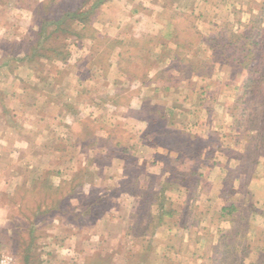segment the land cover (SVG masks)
<instances>
[{
	"label": "rangeland",
	"instance_id": "obj_1",
	"mask_svg": "<svg viewBox=\"0 0 264 264\" xmlns=\"http://www.w3.org/2000/svg\"><path fill=\"white\" fill-rule=\"evenodd\" d=\"M100 1L0 0V65L17 64L18 85H11L16 94L22 82L30 83L35 97L40 82L47 96V105L34 111L36 118L47 116L45 136L37 135L41 123L32 118L28 152L12 154L0 143V207L9 215L0 229V259L11 264H103L117 258L128 264L153 256L151 246L165 239L171 212L182 208L185 197L195 201L212 189V196L235 191L225 181L241 176L243 154L252 180L262 171L264 150L256 141L259 126L264 134V0H254L253 10L232 0L246 10L224 11L222 26L220 4L213 3L218 11L208 18L209 0ZM98 2L96 14L88 15ZM74 16L82 19L71 24L79 36L65 38L59 23ZM169 18L182 25L184 37L191 36L190 46L179 49L161 36ZM230 29L238 36L235 43L214 41L216 33L224 37ZM40 32L52 35L51 44H64L66 58L33 59L27 63L38 74L28 76L19 62L27 48L37 49L32 42ZM259 32L257 47L252 41ZM251 65L256 82L239 99ZM162 69L165 75L158 74ZM10 76L0 72V104L11 100L4 90ZM237 104L246 111L243 130ZM15 109L20 118L21 105ZM15 125L21 134L22 123ZM232 156L242 164L227 167ZM206 177L222 182L212 188ZM246 192L241 186L240 198L234 196L233 219L243 234H223L222 243L243 241L245 230L255 228L247 223L248 211L262 215ZM194 201L185 204L190 219L219 209ZM232 252L238 264L264 259L259 251Z\"/></svg>",
	"mask_w": 264,
	"mask_h": 264
},
{
	"label": "crops",
	"instance_id": "obj_2",
	"mask_svg": "<svg viewBox=\"0 0 264 264\" xmlns=\"http://www.w3.org/2000/svg\"><path fill=\"white\" fill-rule=\"evenodd\" d=\"M208 1V0H207ZM211 2V5H208L209 13L208 18L212 16L214 10L218 11L216 6L214 4L218 3L221 5L222 13H220L219 17L223 14L225 11H231L237 12V7H239L241 4L237 5V3L231 4L232 0H209ZM241 2V1H239ZM246 2L245 7L247 10H253L255 9L254 0H242L241 3ZM206 3V2H204ZM214 3V4H213ZM223 4V5H222ZM252 4V5H251ZM202 5V4H201ZM245 7H239V9H245ZM260 7L263 8L264 12V2L260 4ZM204 8V7H202ZM264 14V13H263ZM233 22V21H232ZM232 22H229L228 25L231 27ZM219 26L225 25L224 20L222 21V17L217 22ZM231 30V29H230ZM247 31L245 33V37H247ZM218 33L215 34V37ZM2 35H0L1 37ZM235 37V36H233ZM231 36H227V39H222L223 42L235 43L234 39ZM203 38H208L207 36L203 35ZM46 61V60H43ZM23 63V64H22ZM25 63V64H24ZM28 63L25 61L19 62V67L23 68L25 72L30 75H34L35 73L38 74L36 71V68H34L31 65H27ZM17 65V64H16ZM16 65H14L16 67ZM0 65V72H5L7 75H11L8 80H6L7 83H5L4 90H7L6 95L10 97L11 100L7 101L6 103L0 104V122L3 121L5 128L0 129V143L3 145H7V148L12 154L13 153H26L28 152V147L30 146V142L28 137L29 130H30V124L32 123V120H37L39 123H41L40 128L37 130L38 136H45V122L47 121L46 115H37V118L34 116L36 109L35 107H40L42 105H47V99L42 91H44L43 87H41V83L39 82L36 84L38 91L36 92V96L34 97L35 91L32 89L33 87H30L28 84L30 83H23L21 84V87L17 88V94L13 90V86L11 85H18V77L14 75L16 73L15 67H9L4 66L6 68L3 69ZM76 72V70H74ZM155 73V72H154ZM8 77V76H7ZM16 77V78H15ZM78 81V78L76 79ZM34 84V83H33ZM8 85V88L6 87ZM33 86V85H31ZM150 87V86H149ZM6 88V89H5ZM155 88V87H154ZM19 90V91H18ZM33 95V96H32ZM50 103V102H49ZM51 104H54V102H51ZM21 105V116L20 118L16 115L18 114L17 110L15 109L16 106ZM26 109H29V111ZM35 109V110H34ZM25 112V116H24ZM4 113V116L2 114ZM33 118V119H32ZM16 122L22 123L21 127V134L17 135V125H15ZM49 134V133H48ZM6 139L7 141H4ZM239 143V136H235V146ZM3 145H0V148ZM233 146V149L235 148ZM262 150H264V144L260 146ZM239 150V148H238ZM241 152V150H239ZM237 152V151H236ZM245 155L243 154V157L241 159L243 160ZM239 157H231L229 159V162L227 164V167H236L241 161H239ZM262 163V171L261 173H258V177L254 178L252 180V177L247 174V168L243 162L244 170L241 171V176H234V178L229 179V181H225L227 185L233 186L235 191H232L230 188L227 191H223V194H217L215 193V196H212V192H214V189H212V192L210 190L206 195L199 194L197 196L196 200L191 199V196L189 197H183L184 200L187 202L194 201L196 204H203L201 206L205 205V202H207L208 207L215 206L216 204H219V209L217 208V211L215 209H211L210 212L208 210H205L203 214H201L202 211H198V215H192L190 219V212L188 210V207L183 204L182 208H178L177 211L173 210L172 216L170 218V221L168 222V225L166 226L167 229H165L166 237L160 242L154 243L151 248H153V256L149 257H143L142 259H136V261L129 262L128 264H238L237 262L239 259L235 260V257H231L228 260H224V255L226 250L228 251L230 249V252L235 251H243V253L247 255H250L253 251H259L261 254L264 255V154L262 156V159L260 161ZM216 166L212 168V166H209V169H214ZM226 167V169H227ZM225 169V168H224ZM205 172V171H204ZM203 172V173H204ZM205 175V173H204ZM239 178V181H238ZM219 180V179H218ZM220 181V180H219ZM241 181V182H240ZM203 182H211L212 188L215 186H219L221 182H217L214 179L206 177L205 181ZM238 182V183H237ZM241 184V185H240ZM245 187L246 194L248 195V198L250 199V202H254V206L260 209V212L262 215H257V213L248 211V214L246 216L247 223L254 224L255 228L251 229L250 231L245 230V235L241 236L243 238V241H237L234 239L233 243L230 241L227 243H222L223 234H229V235H239L238 234V224L233 219V214L222 217L221 210L222 208L235 205L237 207V199L240 198V193H238V187ZM216 189V188H215ZM233 192V193H232ZM236 198H235V197ZM243 198V195L242 197ZM230 202V204H229ZM238 210V208H237ZM236 210V211H237ZM8 209L7 207H0V229L5 228L7 225V219H8ZM209 220V222H208ZM260 222V224H259ZM240 233L243 234V228ZM259 233L258 241H255V234ZM216 236H218L216 238ZM213 237V239H211ZM0 247L3 248L2 244L0 243ZM187 252V254H186ZM192 252H195V256H191ZM182 256V257H181ZM181 258V259H180ZM225 262V263H224ZM245 264L246 261H244ZM243 262V263H244ZM108 264H126L125 261H122L120 258L111 260L109 259ZM249 264H264V259H261L259 261H249Z\"/></svg>",
	"mask_w": 264,
	"mask_h": 264
},
{
	"label": "trees",
	"instance_id": "obj_3",
	"mask_svg": "<svg viewBox=\"0 0 264 264\" xmlns=\"http://www.w3.org/2000/svg\"><path fill=\"white\" fill-rule=\"evenodd\" d=\"M100 2H102V0ZM100 2L94 3L93 7H91V11L90 12L88 11V15H92L93 16V15L96 14V9L98 8V6H99L98 4ZM52 7L53 6H51L50 8H52ZM38 10H43L44 11L45 9L44 8H38ZM77 10L78 9H75V11H71V12H69V14H72L73 12H76ZM38 13H40V12H38ZM78 20H82L81 17L80 18H76V16H74V19H72V17H71L68 20L63 21L64 22L63 24L62 23L61 24L59 23V25H63V27L62 26L59 27L60 28L59 30H60L61 33L64 34L65 38H67L68 36H73V35L79 36V32L73 30L72 29V25H71L73 22H76ZM41 22H42V25H43V22H45V21L42 19ZM181 26L182 25H180V23H178L177 21H175V19L169 18L167 20L165 19L164 24H163V27L160 30L161 36L165 40H168L170 42L171 41H174L177 44V46H178L179 49L186 48L187 46H190L192 44L191 39H190V37H191L190 35H189V38L186 37V36H185L186 37L185 38L183 36V32H181V30H180L182 28ZM57 29H55V31ZM250 29H251V33H252V26L250 27ZM42 31H43V28H42ZM227 32H228L227 35H224V37L219 36V34L216 35L217 38L216 39L213 38L214 41L219 44V43L223 42L222 39L227 38V36L233 37V35L235 34V33H233L232 30H229ZM185 33L187 34L188 33V30ZM38 35L39 36L36 39V41L35 42H32V43H35L36 44L34 46L37 47V49L36 50H34V49L32 50V49H28L27 48L24 51L25 57H22L20 61H25V62L32 63L30 61H32L33 59H34L33 61H35V59H37L36 61L37 62H40L43 59H46L47 61H51L52 59H55V58L62 59V60H64L66 58V54L67 53L63 49H61L62 47H64V44L61 45L62 47H59V46H57L55 44H51L50 41L52 39V35L51 36L42 37V33L41 32L38 33ZM252 35H255V34H252ZM182 36L184 37L183 41L182 40H176V39L183 38ZM235 36H237V35H235ZM260 37H261V34L259 32V37H257V41H256V39H254L252 41L253 42L252 44L253 45H257V47H259V43L258 42H259ZM29 42L30 41H28V44H29ZM222 45H224V43ZM253 51L254 50H252V52ZM140 55L141 54H139V56ZM128 57H130V56H128ZM122 61H124V60H122ZM126 61L129 62L131 60H129V58H127ZM126 61H124V62H126ZM127 64H129V63H127ZM149 64H151V63L149 62ZM253 71H254V67L251 65L249 67V77H247L246 83L242 86L244 92L242 93V95L240 96L239 99L245 98V97H247L251 93V90L253 88V85L256 82L255 79H254V77L252 76ZM164 72H165V69H162L160 71V73H158V74L165 75ZM242 102H244V99H243ZM238 105L239 104H237V108H239V111H241V116L237 118V121L236 122L238 123V126H239L238 128L241 129V130H243V122H245L243 116L245 115L244 112H246V111H245V108L244 107H241L240 108V106H238ZM263 121H264V119H262V122ZM259 122H260V119H259ZM252 124H253V122H252ZM261 134H262V131L260 130V126H259L258 136L257 137L259 138L261 136V139H260L261 142H257L256 141V147H257V144L259 145V143L262 144V145L264 144V134H262V135ZM239 140H240V137H239ZM260 146L261 145H259V147ZM251 153L255 155L256 154V148L255 149L252 148L251 149ZM248 159L249 158L247 156L244 157V159H243L244 164L248 161ZM246 168H247V174L250 176L249 167L246 166ZM231 178H232V176L229 179H231ZM236 210H237V207H235V205L233 204L231 206L222 208L221 215H222V217H225V216L234 214L236 212ZM171 214H172V212H171ZM238 227H239L238 228L239 231H241V229L243 228V226H241V223L238 224ZM231 253H233V252L231 251ZM227 254L229 255V257H228V260H229L230 259V255H231L230 254V249L228 251L226 250L225 255H224V258H225L224 260H227ZM103 264H108V262H105Z\"/></svg>",
	"mask_w": 264,
	"mask_h": 264
},
{
	"label": "built area",
	"instance_id": "obj_4",
	"mask_svg": "<svg viewBox=\"0 0 264 264\" xmlns=\"http://www.w3.org/2000/svg\"><path fill=\"white\" fill-rule=\"evenodd\" d=\"M0 264H11V259L8 257H4L0 259Z\"/></svg>",
	"mask_w": 264,
	"mask_h": 264
}]
</instances>
